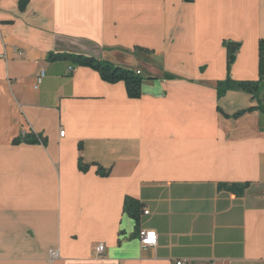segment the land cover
<instances>
[{"label":"crops","instance_id":"obj_1","mask_svg":"<svg viewBox=\"0 0 264 264\" xmlns=\"http://www.w3.org/2000/svg\"><path fill=\"white\" fill-rule=\"evenodd\" d=\"M262 40L264 0H0V264H264L262 114L217 88L259 79ZM52 53L135 70L141 96Z\"/></svg>","mask_w":264,"mask_h":264},{"label":"trees","instance_id":"obj_2","mask_svg":"<svg viewBox=\"0 0 264 264\" xmlns=\"http://www.w3.org/2000/svg\"><path fill=\"white\" fill-rule=\"evenodd\" d=\"M27 0H21V5L24 6ZM228 49V67L231 68L235 60V55L239 49L240 44L233 42H225ZM49 58L51 60H65L70 61L78 66L90 67L99 72L101 78L109 83H117L123 81L126 85L127 94L130 98H139L142 93L143 76L132 69L116 66L110 62L97 59L94 56L74 53H52ZM218 94L223 96L228 90H242L249 93L253 99L257 101V105L251 106L247 109L240 110L235 117L253 110H259L262 114V127L264 128V40L260 42V66L259 79L256 81H236L230 76L218 84ZM25 141L28 143H36L40 141V136L37 134H23L15 142ZM81 170H87L89 165L84 164L82 160L79 162ZM100 175H108V170H104L101 166L98 168ZM221 189H227L237 194H243L249 187V183H220ZM142 204L131 197H127L124 204L125 211L132 216L137 223L140 220V213L142 211Z\"/></svg>","mask_w":264,"mask_h":264},{"label":"built area","instance_id":"obj_3","mask_svg":"<svg viewBox=\"0 0 264 264\" xmlns=\"http://www.w3.org/2000/svg\"><path fill=\"white\" fill-rule=\"evenodd\" d=\"M0 58L7 59V54L1 55ZM44 76V72L39 76V83L41 82ZM61 135H64V131H61ZM145 213H149V211H145ZM141 243L144 247L154 246L157 244V236L155 231L147 230L141 233L140 235ZM107 251V246L99 242L94 246V252L98 256H103ZM55 254V253H54ZM175 264H188L187 260L181 259L175 262Z\"/></svg>","mask_w":264,"mask_h":264}]
</instances>
